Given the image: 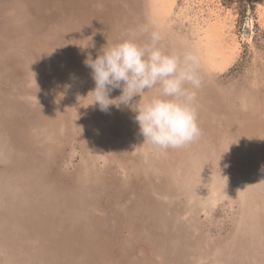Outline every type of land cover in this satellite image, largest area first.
<instances>
[{"label": "rangeland", "instance_id": "obj_1", "mask_svg": "<svg viewBox=\"0 0 264 264\" xmlns=\"http://www.w3.org/2000/svg\"><path fill=\"white\" fill-rule=\"evenodd\" d=\"M24 1L28 15L0 0V128H4L3 118L14 121L12 125L6 122L7 127H24L19 132L0 129V148L3 144L5 150L10 149L11 156L29 164V180L22 183L24 188L14 189L17 181L12 185L0 181L2 217L7 221L10 208H14L11 198L17 204H20L18 200L27 204L40 202L41 192L53 193L56 181L63 184L60 189L64 194L50 195L49 199L54 196L51 200L61 204L69 203L65 196L84 192L89 184H95L79 172L80 153L87 149L95 155L94 145H85L83 141L99 134V144L107 146L101 147L105 153L98 151L102 156L95 162L101 177H108V181L117 178L127 185L128 178L121 165L128 163V159H136L138 165L132 164L142 185L141 194L151 204L142 207L138 221L142 228L136 230L127 229L114 219L125 214L128 204L125 207L115 199L106 217L101 212L103 219L95 223L108 229L114 241L110 242L107 236V245L91 246L100 262L111 264L117 258L109 259V249L117 251L122 262V256L130 253L125 250L132 241L137 248L123 262L132 259L148 264H264V188L253 182L254 188L243 195L245 187L239 183L244 178L243 170H249L246 164L254 161L250 171L259 175L264 172V162H257L256 157L249 155L248 145L242 144L232 128L242 125V114H254L264 97V0H108L109 9H105L103 0ZM162 2L165 9H160ZM94 13L107 22L101 31L88 19ZM150 22L161 32L164 50L189 49L200 59L202 87L197 90L195 107L201 134L187 149L177 151V159L171 156L175 149L163 150L143 143L135 113L128 107L110 106L104 112L91 104L92 97L88 94L95 86L91 69L84 63L88 55L95 59L103 47L128 38L130 30ZM8 79L12 80L8 83ZM155 94V89L147 91L141 102ZM119 95L120 90L115 89L110 98ZM139 99L134 97L132 102ZM205 106L213 111L204 110ZM74 110L79 125L75 135L69 137L67 127L74 119ZM50 116L56 120L52 128L46 119ZM83 127L87 129L85 133L80 132ZM46 135L53 136L52 144L56 145L47 155L40 151L42 141L49 139ZM30 145L39 147L31 151ZM43 159L47 160L44 169ZM7 165L1 162L0 168ZM172 166L189 178L196 172L195 176L202 173V183L210 181L205 188L207 193L211 194L214 188L218 192L216 202L212 203L209 201L212 197L207 199V195L194 188L178 189L168 180ZM169 189L174 191L169 194ZM254 189L261 195L255 194ZM130 196L134 197L132 192ZM61 197L64 200H59ZM92 199L94 202L96 198ZM88 200L87 208L95 209L97 202L91 206L93 202L90 204ZM101 202L106 201L101 199ZM3 208L5 211L1 212ZM170 212L176 215L171 217ZM71 216L64 222L75 229L87 220L86 213L74 219ZM10 223L6 227L0 225V239L7 241L6 247L0 245V264H44L35 251L27 254V250L20 249L16 234L23 229L16 221L13 227ZM56 231L53 244L68 248L61 259L65 256L64 260H82L89 245L79 234L76 237L73 232L72 236L60 227ZM150 236L159 240L142 251L140 242ZM159 245L167 247L160 250ZM53 259L58 258L51 257V262Z\"/></svg>", "mask_w": 264, "mask_h": 264}, {"label": "bare ground", "instance_id": "obj_2", "mask_svg": "<svg viewBox=\"0 0 264 264\" xmlns=\"http://www.w3.org/2000/svg\"><path fill=\"white\" fill-rule=\"evenodd\" d=\"M6 3L11 4V5L13 4L16 7H18L16 9L17 12H21V13L25 12L26 13V11H25L26 6L24 5L25 4L24 0H6ZM103 3H105V9L106 8L109 9L108 8L109 1L103 0ZM159 5H160V9L166 8V6L163 5V2L161 4L159 3ZM128 7H130V6H128ZM156 7L158 8L157 4H156ZM119 8H121V7H118L117 9H119ZM76 13H77V7H75V14ZM28 14L29 13H26V15H28ZM98 16H99V14L94 13L93 16H92V14L90 16L88 15V19H89V21H91V24H93V22H94V24H96L94 26H97V31H101L104 28H106L107 22L102 18H98ZM22 18H24V17H22ZM73 66L76 67V64H74ZM11 71L12 72L14 71L13 73H15L14 69H12ZM11 80L12 79H8L7 82L9 83ZM73 107H75V106H73ZM204 110H208V112H212L213 108H209V106H205ZM76 112L77 111L74 110V114H73L74 119L72 118V122L70 121L71 122L70 126L67 127V130L71 131V132L69 131V133H67V135L69 134V137L70 136L73 137L75 135L76 126L79 125V122L75 121V119H77L75 117ZM51 116L47 117L46 119H48V122H50V124H48V125H50L52 128V126L55 125L54 122H56V120L52 118L53 116L52 117ZM241 120H242L241 121L242 125L240 124V126H235L232 128L234 129L238 138H240L242 144L248 145L249 155L251 157L252 156L256 157L257 162H259V160L264 162V97H262L260 99V102L258 103V108L255 110V113L250 115V116H248L246 113H244V114H242ZM9 121L11 122V125L14 123V121H11L10 119L8 120V119L3 118L1 123L2 124L4 123V128H0V129L5 131L8 128H10L11 125H9V127H7L8 125L6 123ZM21 128H24V127L12 126L10 128V130L11 131L17 130V132H19V130H21ZM72 128L74 129L73 132H72ZM204 128H207V126L204 125ZM97 129H100V128H97ZM86 131H87V129L85 127H83L80 132L85 133ZM48 133L50 134V130L48 131ZM46 136L49 137V139L42 141V143L44 145L40 150L41 153L45 154V155H47L56 146V145L52 144V142L54 141L53 136L52 137L48 136V135H46ZM87 136L90 137L89 134H87ZM89 137H87V138H89ZM93 137H91L90 139L84 140L83 144H85V145L91 144V146L94 145V149L97 150V152L95 153V155H91L90 153H88L87 149L81 151V153H80V166H79L80 171L79 172L85 174L87 176L88 180L89 179L94 180L95 184H89L86 187L87 189L86 190L84 189L85 190L84 192L77 193L73 196H69V195L65 196L64 197V198H66L65 200H67V202L69 201V203L61 204V203H56L53 200H51V199H53L54 196L51 199H49L50 195H62V193L64 194V192L60 189L61 185H63V184L59 183L60 182V180H59V181L55 182L54 188L52 187V191H53V189H55L53 193L46 195L47 193L44 194L41 192L42 196L40 199H42V201H40V202L33 201V202H29V204H27L26 201L20 202V200H18L19 201L18 203H20V204H17V203H14L13 198H11V202L13 203L11 206H14V208H10L12 212L9 211L11 213H9L7 215V216H9L8 220L6 221V219L4 217H2L4 213H1L2 215L0 214V220H2L4 223L3 224L2 221H0L1 226L6 227L7 224L11 222L10 224L13 227L12 223L15 221L17 224H20V226L23 230L20 231L21 233H19L18 235L16 234V236H17L16 241L17 242L20 241L19 242L20 243V249L22 251H24V249L27 250V251H25L27 254L30 253L31 251H35L36 254L38 253V255H40V257L43 260L42 262H44V264H103L102 261L100 262V260H98V258L96 257L97 256L96 253H94V251H92V248H91V246H95L96 244L97 245L98 244L107 245L108 240H109L107 238V236L110 237V235H111V233L109 232L108 229L105 230L104 227H100L97 225V223H95V222H98V221L103 219L102 218L103 215H100V214L105 212V217H106L107 213L110 212V210H109L111 208L110 203L113 202V200L118 199V202H120L121 204L124 203L125 207H126V204H128V206H127V210L123 216H117V217H114V219L116 221L119 220L125 226V228L130 229V230H134V229L136 230V229L142 228V225H140V223H138L139 219L142 216L141 215L142 207L143 206L144 207H150V205H151V204H148L149 201L144 200V198L142 197V194H141L142 185L136 176L134 164H132V162H134L135 165H138V163L136 164V162H135L136 159H133L132 161H130L127 157H125L126 159H128L129 162L126 164L123 162L122 164H124V165H121L122 166L121 168H123V171L125 173V176L128 178V180H126L127 185H125V184L123 185L122 184L123 182H121V180L117 179V178L110 179L108 181L107 180L108 177H104V178L101 177V171L96 168L95 162H96V159L98 160L99 157L102 156L101 152L105 153L102 148H106L107 146H104L103 144H99L100 143L99 139H101V135L98 134L97 136L95 135L94 138ZM15 138H14L15 142H20L19 139H15ZM190 144H188L184 148L187 149V147ZM1 147L2 148H0V150H2V151H0V163L6 162L9 164V166L7 165L6 167L3 168V166H4L3 165L1 167L3 169V171L0 173V181L1 182L8 181L7 183L10 182L9 183L10 185H12L13 181H17L18 183L16 185H14V186H16V187H14V189L24 188L22 183H24L25 180H27V181L29 180V170H28L29 164H27L25 162H21L19 159H16L13 155L11 156L10 149L5 150L3 144H1ZM29 147L30 148L28 150L33 151L34 149H36L39 146L36 147L34 145H30ZM170 150H172V149H170ZM179 150L181 151L182 148L175 149L176 152H172L171 156H173V157L178 156L177 151H179ZM98 151H101V152H98ZM180 156L185 157L187 155H185V156L180 155ZM35 157L39 158L40 155H37ZM175 159H177V157ZM13 160L15 162H13ZM43 161H44V159L41 160V162H43ZM180 161L181 160L179 159L178 163ZM46 162H47V160L42 163V169L46 168V166H45ZM253 162L254 161H252V163ZM252 163L249 162L248 164L245 165V166H247V168L249 167V170L245 171L246 168L243 170V177L244 178L242 177L243 179H241L240 180L241 182H239L240 184H243V188L245 187V191H244L245 193H243V195H245L249 191V189L253 185V182H256V183L258 182L259 184H261L260 188L261 187L264 188V172H262V174L260 173L258 175V174H256V171H253V172L250 171L251 169H253ZM258 169L262 170V168H258ZM236 170L237 169H235V171ZM179 171H180V169H178L177 166H172V167H170V170L167 174L168 180L175 183L176 186L178 187V189L181 190L183 187L188 188V189L194 188V190H198L199 192H203L205 195H207V199H208V196H209V198L212 197L211 200H209L212 203L216 202V200H217L216 196H217L218 192H216L215 188L213 189V187L215 185H213V187L210 188V190L213 189L214 191L211 194H208L205 188L207 187L208 183L210 185V181L208 180L207 183L203 184L202 182H204V177H201L202 173H198L200 175L195 176V174H197V172H196L193 174L192 177L189 178L185 173L179 174L178 173ZM200 171H203V170H200ZM179 176H182V177L185 176L187 178H185L186 179L185 180L184 178L183 179L179 178ZM47 178H48V176H47ZM42 179H43V181L46 180L45 178H42ZM52 180H54V179L52 178ZM116 180H118V181H116ZM79 183H80V181H79ZM79 183H78V185H79ZM104 187H106V188L104 189ZM76 188H74V189H76ZM253 188H254V186L252 187V189ZM41 189L42 190L44 189L42 184H41ZM115 190H117V191H115ZM103 191H106V193H103ZM173 191H174V189L170 190L169 194L172 193ZM92 192H93V194H92ZM131 192L133 193L134 197L130 196ZM254 192H255V194L257 193V194L261 195V192L258 191L257 189H254ZM55 193H57V194H55ZM14 196L16 197L17 195L15 194ZM88 196H90L91 198L90 197L88 198ZM93 197L96 198V199H94V202L92 199ZM7 198H10L9 193H8ZM43 199H45V200H43ZM88 199L91 200L90 204L93 202L91 206H94L95 203L97 202L95 205L96 210L92 209V208L91 209L87 208V205H89ZM101 199H104L106 202L102 203ZM7 200H9V199H7ZM59 200H64V199H63V197H61V198H59ZM39 203H40V205H37ZM258 205H260V207H263V205H261V204H257V206ZM18 207H19V209H18ZM166 207H170V204H167ZM93 210H95L94 213H93ZM146 210H144V212H146ZM153 210L156 212V215H158L157 214L158 211H156L155 209H153ZM2 211L3 212L5 211L4 208L1 210V212ZM167 211H169V210H167ZM62 213L68 214V216L67 217L62 216ZM82 213L87 214V217L85 218L87 220L85 221V223L80 225L79 228L75 229V227L73 225H66V223L64 222L66 220V218H68V219L72 218L71 215H73V219H74L75 217H77V215L79 216ZM96 214H98L99 217L93 216ZM18 215H20V216H18ZM152 215L154 216L155 214L153 213ZM169 215L172 217V215H176V214L170 212ZM159 216H160V214H159ZM160 217H162V216H160ZM162 219H164V218H162ZM85 224L89 225L91 228L87 227ZM58 227L62 228V231H64L65 233H69L72 236H73V232L75 233L76 237H78V234H79L80 239H83L84 243L87 244V246L89 245V250H87L84 253V258L82 260H80V259L75 260V261L74 260H64L65 256H63L62 257L63 259H61L63 252H65V250H67L68 248H66V247L58 248V247H56L57 244L56 245L53 244L54 242H56V240H53V239L55 237L54 235L57 236V234H58L56 231V228H58ZM91 232H92V234H91ZM91 236H93V237L91 238ZM77 239L78 238H76L75 240L77 241ZM113 239L114 238L110 237V242L114 241ZM157 240H159V239H156L155 237L153 239L152 236H150V238L147 239L146 241H143V242L141 241L140 243H142V246H141L142 251H146V249L149 247L150 243L151 244L154 243V246H155ZM26 241H31L32 243L26 242ZM130 242H131V245L129 246V248H127L126 250L124 249L125 251H129L130 253L128 255L122 256V258H123L122 262L119 261L120 255L116 254L117 251H115V250L111 251L109 249V255H108L109 259H110V257L111 258L117 257L116 259H114L110 262L111 264H148V263L141 261V260L134 261L132 259H128V260H126V262H123V260H125L128 256L131 257V255L133 254L131 251H134L137 248V245L133 244L132 241H130ZM159 242L160 241H158V244H159ZM6 244H7V241L0 239V245L2 247H6V246H4ZM115 244L116 243L114 242L113 245H115ZM165 246L167 247V245H165ZM165 246L159 245L158 248L160 250H163V249H161V247H164V249H165ZM39 248L42 250H39ZM115 248H116V246H115ZM160 250H158V251H160ZM142 251H141V253H142ZM161 254H163L162 251H161L160 255ZM69 255H70V251H69ZM71 256H74V253H72ZM51 257L58 258V259H55V260L53 259L54 261L51 262V260H50ZM104 264H107V263L104 262ZM196 264H198V262H196Z\"/></svg>", "mask_w": 264, "mask_h": 264}, {"label": "clouds", "instance_id": "obj_3", "mask_svg": "<svg viewBox=\"0 0 264 264\" xmlns=\"http://www.w3.org/2000/svg\"><path fill=\"white\" fill-rule=\"evenodd\" d=\"M162 39L150 22L130 30L128 38L103 47L95 59L89 54L84 63L95 86L88 94L101 111L121 105L133 111L144 144L180 149L201 134L195 107L202 87L200 59L193 50H164ZM115 89L120 95L110 98ZM153 89L156 94L141 102ZM134 97L140 98L138 102H132Z\"/></svg>", "mask_w": 264, "mask_h": 264}]
</instances>
